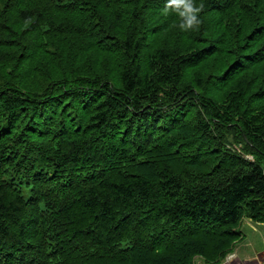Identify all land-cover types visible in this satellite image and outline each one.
<instances>
[{
	"label": "trees",
	"instance_id": "trees-1",
	"mask_svg": "<svg viewBox=\"0 0 264 264\" xmlns=\"http://www.w3.org/2000/svg\"><path fill=\"white\" fill-rule=\"evenodd\" d=\"M0 0V264H219L264 223V0Z\"/></svg>",
	"mask_w": 264,
	"mask_h": 264
},
{
	"label": "rangeland",
	"instance_id": "rangeland-1",
	"mask_svg": "<svg viewBox=\"0 0 264 264\" xmlns=\"http://www.w3.org/2000/svg\"><path fill=\"white\" fill-rule=\"evenodd\" d=\"M238 229L244 237L233 243L230 253L219 264H264V223L244 218ZM195 263L206 264L199 258Z\"/></svg>",
	"mask_w": 264,
	"mask_h": 264
},
{
	"label": "clouds",
	"instance_id": "clouds-1",
	"mask_svg": "<svg viewBox=\"0 0 264 264\" xmlns=\"http://www.w3.org/2000/svg\"><path fill=\"white\" fill-rule=\"evenodd\" d=\"M172 10L179 18L180 22L175 25L183 32L196 29L200 24L199 15L203 11V5H197L196 0H167L165 12Z\"/></svg>",
	"mask_w": 264,
	"mask_h": 264
},
{
	"label": "water",
	"instance_id": "water-1",
	"mask_svg": "<svg viewBox=\"0 0 264 264\" xmlns=\"http://www.w3.org/2000/svg\"><path fill=\"white\" fill-rule=\"evenodd\" d=\"M224 264H227V263H224Z\"/></svg>",
	"mask_w": 264,
	"mask_h": 264
},
{
	"label": "bare ground",
	"instance_id": "bare-ground-1",
	"mask_svg": "<svg viewBox=\"0 0 264 264\" xmlns=\"http://www.w3.org/2000/svg\"><path fill=\"white\" fill-rule=\"evenodd\" d=\"M233 258V257H232Z\"/></svg>",
	"mask_w": 264,
	"mask_h": 264
}]
</instances>
